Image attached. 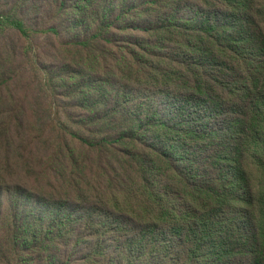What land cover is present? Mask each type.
<instances>
[{
    "label": "trees",
    "instance_id": "16d2710c",
    "mask_svg": "<svg viewBox=\"0 0 264 264\" xmlns=\"http://www.w3.org/2000/svg\"><path fill=\"white\" fill-rule=\"evenodd\" d=\"M48 2L72 46L114 62L65 92L87 115L54 127L51 190L16 177L15 130L0 120V255L264 264V0Z\"/></svg>",
    "mask_w": 264,
    "mask_h": 264
},
{
    "label": "rangeland",
    "instance_id": "374dc122",
    "mask_svg": "<svg viewBox=\"0 0 264 264\" xmlns=\"http://www.w3.org/2000/svg\"><path fill=\"white\" fill-rule=\"evenodd\" d=\"M0 16L22 20L31 32L49 26H57L59 30L58 34L32 33L24 37L8 23L0 21V120L15 130L17 144L13 147L12 165H16L15 170L22 168L17 171V178L20 176L19 179L31 186H36L40 180V186L51 190L59 185L55 172L49 170L51 160L46 150L54 143L57 134L54 127H58L59 121L68 122L70 118L87 115L72 109L76 96L70 99L65 92L76 82L74 74L82 77L102 72L114 60L100 48L78 50L72 46L71 32L55 19L48 0H0ZM120 36L130 37L124 33ZM66 81L67 86L63 85ZM81 151L78 149L77 154ZM0 153L7 155L1 145ZM82 156L92 160L95 153L86 151ZM58 168H62L61 165ZM4 206L7 207L6 200ZM58 249L63 262L62 242ZM50 251L49 254L55 252L54 246ZM39 252L27 251L24 255L22 248L7 252L0 255V264H43L37 257ZM26 258L28 262L24 261Z\"/></svg>",
    "mask_w": 264,
    "mask_h": 264
}]
</instances>
